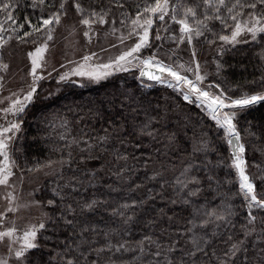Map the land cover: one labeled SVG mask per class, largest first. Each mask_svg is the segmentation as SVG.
Here are the masks:
<instances>
[{
	"label": "snow or ice",
	"instance_id": "obj_1",
	"mask_svg": "<svg viewBox=\"0 0 264 264\" xmlns=\"http://www.w3.org/2000/svg\"><path fill=\"white\" fill-rule=\"evenodd\" d=\"M132 7L123 0H107V3L103 0L89 3L85 0H26L23 5L20 0H0V13H3L0 20V92L4 90L13 59L22 55V62L26 61L20 69L24 73L22 86L0 100V104L7 102V106L0 107L5 121L0 124V188L6 202L0 210V244L6 245L8 256V259L0 257V264H44L33 250L44 247L43 241L51 239L49 231L65 233L64 243L56 251L57 264H264V165L248 160L244 137L258 133L250 121L245 120L247 127L241 126L245 114L254 106L264 104V63L258 78L234 80L226 72L232 65L223 59L228 53L242 54L238 46L255 43L261 46L257 55L264 62V0H142L135 5L134 13L127 10ZM18 9L31 11L20 16ZM70 11L77 21L66 24ZM215 22L222 27L218 29ZM154 25H157L155 29ZM62 26L75 38L66 43L68 51L60 53L64 62L56 60L57 54L53 52L56 34ZM81 36L89 46L94 36L97 42L103 36L105 40L115 38L109 47H123L106 60L98 59L99 53L91 47L78 60L73 59L80 44L76 37ZM165 39L171 45L167 49L164 43H155ZM201 39L216 53L211 61L214 64L212 71H209L207 60L201 62L197 47ZM181 46L190 53L187 60L176 59ZM106 51L100 48L101 53ZM134 69L138 70V79L145 88H152L154 84L166 85L182 96L183 101L200 107L214 122L212 127L230 152L215 163L207 160L208 141L203 138L207 133H203L192 148L195 158L184 162L174 184L170 185L164 178L168 169L161 161L160 168H152L147 177L159 184L160 192L153 193L152 188L146 187L143 198L111 209V215L120 218L118 227L106 224L101 228L88 213L105 207L108 201L95 192L87 198L81 197L80 192L97 187V175L104 164L97 169L88 161L103 160L97 150L107 153V146L117 140L123 145L124 125L113 124L94 140L73 137L67 145L66 156L62 153L56 160L48 159L28 167L22 142L25 118L36 105L66 86L79 84L84 87V78L87 82L98 83L114 73ZM144 77L152 83L144 81ZM46 80L55 81V91L45 88ZM124 100L129 104L125 105ZM124 100L120 101L122 107L135 103L137 108H131V111L139 114L142 108L146 117L138 126L134 124L133 132L155 140L158 130L154 124L162 117L151 115L148 107H143V102L131 94H125ZM95 114L100 115L99 112ZM52 117V120L44 119L50 125L59 120L60 127L67 131L68 121L64 117L58 113ZM259 135L264 136V127ZM60 139H66V136L61 135ZM166 139L168 143L164 147L170 149L175 134ZM127 142L141 151V156L115 149L114 161L124 162L114 173L118 178L126 171L131 172L136 164L147 169L152 163L151 155L143 158L142 143ZM81 143L83 147H80ZM72 145L79 147L78 157L73 155ZM201 151L205 152L203 161L196 157ZM214 151L219 154V149ZM17 154L24 158V165L18 163ZM129 159L134 162L132 165L128 164ZM221 166L234 170V177L230 171L226 179L228 184L236 183L238 188L234 193H225L218 206L205 207L201 211L199 206H193V198L199 197L204 190L205 181L209 188L214 182L216 191H220L221 180L215 169ZM252 166L257 168L258 174L249 171ZM16 169L20 170L19 175ZM200 170L209 174L202 179L198 174ZM26 173L55 177L51 194L37 198L40 189L33 188L26 199L20 195ZM166 186H171L174 192L168 197V203L186 206L187 216L182 217L180 226H174L177 216L175 213L169 215L171 209L167 206L154 209L150 203L165 199ZM140 187L136 185L137 189ZM237 197L238 205L234 203ZM32 211L36 214L26 218L24 213ZM138 212L144 214L145 226L153 231L152 234L145 232L136 240L130 238L129 226L141 221ZM21 220L24 221L22 227L18 224ZM219 243L224 247H219Z\"/></svg>",
	"mask_w": 264,
	"mask_h": 264
},
{
	"label": "trees",
	"instance_id": "obj_2",
	"mask_svg": "<svg viewBox=\"0 0 264 264\" xmlns=\"http://www.w3.org/2000/svg\"><path fill=\"white\" fill-rule=\"evenodd\" d=\"M26 0H20L23 5ZM86 3L91 0H85ZM107 3V0H103ZM126 5H132L128 11L135 12V5L142 3V0H123ZM186 2H195V0H186ZM31 9H18L17 14L23 16L30 12ZM119 16V10L117 11ZM3 19V13H0V20ZM77 21V17L70 11L66 24H72ZM219 27V22H215ZM171 24V21H169ZM119 27V25H117ZM157 25H154V29ZM177 28L178 26L172 25ZM161 34L166 36L161 30ZM80 38V39H79ZM78 39L83 41L84 39L79 37ZM104 43H99L98 47L93 48L97 52H100V48L111 50L114 48L109 47L110 42H115V38L110 37L105 40ZM102 41V42H103ZM131 41H128L129 43ZM155 43H164L165 49L171 46L170 42L165 39L164 41H155ZM81 45V42L79 46ZM96 46V45H95ZM121 45H117L120 47ZM200 54L201 62L205 60L209 62V71L214 69V64L211 61L216 56L213 49L206 44L202 39L197 45ZM242 49L241 53H228L223 59L232 67L226 68V72L234 80H251L254 77H259L261 62L257 53L259 52V44L251 45H240ZM81 50L83 48H80ZM118 48L117 50H119ZM180 51L176 59L187 60L190 53L184 46H181ZM19 52V48L16 49ZM86 49L84 52H87ZM106 51V52H107ZM99 53V54H104ZM148 54L147 51L144 53ZM138 70H132L131 72H117L107 79L96 83V82H85L84 87H80L79 84L64 87L60 92L55 95L48 97L42 103L36 105L28 116L25 118L23 144L25 149V156L27 157L28 167L36 163H44L48 159L56 160L63 153L65 156L69 151L67 145H70L73 137L82 138L87 141L89 138L95 139L98 135H103V129L110 128L113 124H123L124 131L122 135L125 138V143L122 145L117 140L113 144H109L107 147L109 151L107 153L97 150V155L102 156L103 160L88 161L90 166L100 169L101 164H104V168L98 172L97 175V187L95 189H88V191L81 190V197H89L93 192L96 193L102 200H107L108 204L99 208L94 213H88V217L99 227L103 228L106 224L112 227H118L120 225V218L118 216L111 215V209L118 207L120 204L130 202L132 199H141L145 196L146 187L152 188L153 193H159L160 187L156 182L149 181L148 176L151 175L152 168H160V162L162 161L164 166L168 169L164 174V178L169 181V184H174L175 177L179 176L180 171L185 161L192 160L195 157L192 155V148L197 139L203 136V133H207V136L203 138L208 141L207 147V160L215 163L222 157L229 155L230 150L227 145L220 139L217 131L212 125L213 121L203 110L194 105L188 104L183 101L182 96L174 92L167 86L154 84L152 88H145L141 80L138 79ZM45 88L55 91V81L44 82ZM125 94H131L137 101L143 102V107H148L151 115L159 114V123H155L154 127L158 130L156 139L153 140L150 137H140L138 134L133 132L134 124L138 126L140 121L146 119L143 109L141 108L139 114L131 111V108H137V104L132 103L130 107H122L120 101L124 100ZM114 102V103H110ZM150 102V106H149ZM124 104L128 105L129 102L124 100ZM157 105L159 107H157ZM90 109L92 111H90ZM99 112L100 115L95 113ZM58 113L59 116L64 117L68 121L67 131L63 127H60L59 120H56L54 125H50L48 120H52V114ZM166 113V116H165ZM135 116V121L133 117ZM44 117H48L45 120ZM245 120L250 121L253 130L258 133L257 136H245L246 143V156L250 162H257L264 165V136H260L259 133L261 128L264 127V104L254 106L247 114L241 118V126L247 127ZM132 133V135H129ZM175 134V142L171 148L164 147L168 143L166 137ZM61 135H65L66 139H60ZM131 140L134 143H142L144 151V157L148 155L152 157V163L148 165V168L136 164L132 168L131 172H125L122 177H117L114 173L117 169L123 165V161L116 162L113 158L115 149L121 151L127 150L132 152L137 157L141 156V151L133 148L127 141ZM91 142V141H89ZM80 147H83L81 143ZM56 150H53V149ZM73 155L79 156L80 149L76 145H72ZM157 149L159 151H157ZM214 149H219V154ZM18 163L24 165L25 160L19 154H17ZM196 157L199 161L205 160V152L201 151L196 153ZM134 162L129 159L128 164L132 165ZM67 167V166H66ZM83 167V162H81ZM76 165H73V169ZM218 178L221 180V189L216 191L215 183L213 182L212 188L208 187L207 182L203 184V191L199 197L193 198L195 204L193 206H199L201 211L205 207L211 209L212 207L218 206L221 203L223 195L229 191L235 192L238 188L236 183L231 185L227 183V173L230 171L234 177V170L229 169L226 166H221L215 169ZM251 173L258 174L255 166L250 167ZM32 174V173H26ZM200 177L203 179L205 175L209 174L205 170H200ZM55 177L51 176L47 179L42 187L41 194L38 198L51 194V188L54 186L53 181ZM141 185L140 188H136V185ZM173 188L166 186L164 191V200L157 199L154 202H150L154 209L167 206L169 215L176 214L177 218L173 221L174 226H180L183 224L182 217L187 216V212L184 211L186 206L177 204L175 206L168 203V197L173 196ZM237 205L239 204V197L234 201ZM131 214V213H129ZM138 215L142 217L138 223L131 224L129 230L132 239L139 240L143 237L145 232L152 234V229L145 226L142 212H138ZM242 219V218H241ZM239 227V221L237 223ZM158 232V230H157ZM48 236L51 239L43 241L44 247L33 250L44 262L48 264L51 260V264H57L56 251L64 243L65 233L62 232H51L49 231ZM102 239V238H101ZM219 247H224L222 243L218 244Z\"/></svg>",
	"mask_w": 264,
	"mask_h": 264
},
{
	"label": "rangeland",
	"instance_id": "obj_3",
	"mask_svg": "<svg viewBox=\"0 0 264 264\" xmlns=\"http://www.w3.org/2000/svg\"><path fill=\"white\" fill-rule=\"evenodd\" d=\"M65 37H67V40L65 39ZM76 38H79V37H76ZM73 39H75V38L68 35V29L66 27L62 26L59 29V31L56 34L55 48L53 49V52H55L57 54L56 60H58L60 62H64L63 57H62V55H60V53L62 51H68V49L65 48V45H66V43H68V41H72ZM102 41H103V39L102 40L100 39L99 42H97L95 39V36H94L93 43L89 46V45H87L86 42H85V44H83V41L81 39V41H80L81 45L76 47V49H75L76 54L74 56H72V58L78 60L80 58V55L83 54L82 51L84 52L86 49L88 50L89 47H91V49L94 50L93 48L98 47L99 43H104V41L103 42ZM130 43L131 42H129V44ZM121 47H123V46L121 45L120 47L108 50L104 54H99L98 59L106 60L108 56L116 55L118 52L117 49L121 48ZM80 48H83V49L81 50ZM94 51H96V50H94ZM98 53H100V52H98ZM24 63H26V61L22 62V55H18L16 58L13 59L11 71L8 73V75L4 81V85H5L4 90H3V92H0V100H3L4 97L9 96L11 94V92L17 91L18 88L20 86H22L23 81L21 80V77L23 76L24 73L20 69H23ZM56 66L59 69V63H57ZM60 70L63 71V69H60ZM53 75L55 76V73H53ZM73 79L79 80L81 78L74 77ZM84 79H85V82H87L86 78H84ZM47 81H51V80H46L45 82H47ZM101 81H103V80H101ZM146 82H148V81H146ZM148 83H152V82H148ZM164 86H166V85H164ZM5 106H7L6 101L3 104H0V107H5ZM9 118H11V117H9ZM3 123H5V121L3 119V113H0V124H3ZM16 172H17V175H19L20 170L16 169ZM50 177L51 176H44L42 173H40V174H35V173L26 174V178H25V181L23 183V191L20 192V195H22L26 199L29 191H31L33 188H39L40 191H38L36 193V196L38 198V196L41 194V190H42V187H43L45 181L47 179H49ZM18 192H19V185H18ZM2 196H3V189L0 188V210H3V208L6 206V202L2 199ZM35 214H36L35 211H32L31 213H27V212L24 213L26 218L29 216H34ZM8 215L11 216L12 214L9 213ZM18 224L22 227L24 224V221L23 220L18 221ZM0 257H2L4 259H8L7 248H6L5 244H0Z\"/></svg>",
	"mask_w": 264,
	"mask_h": 264
},
{
	"label": "water",
	"instance_id": "obj_4",
	"mask_svg": "<svg viewBox=\"0 0 264 264\" xmlns=\"http://www.w3.org/2000/svg\"><path fill=\"white\" fill-rule=\"evenodd\" d=\"M143 80H144V81H147V77H144ZM148 82H151V81H148Z\"/></svg>",
	"mask_w": 264,
	"mask_h": 264
}]
</instances>
